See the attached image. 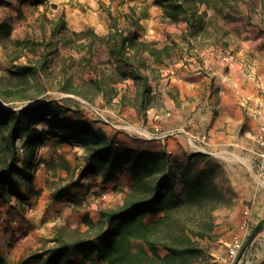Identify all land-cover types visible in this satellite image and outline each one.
Segmentation results:
<instances>
[{
    "label": "trees",
    "instance_id": "1",
    "mask_svg": "<svg viewBox=\"0 0 264 264\" xmlns=\"http://www.w3.org/2000/svg\"><path fill=\"white\" fill-rule=\"evenodd\" d=\"M45 1L32 0L37 4ZM232 1H154L161 6L165 19L187 22V31L182 35L187 49L172 37L159 47L140 40V19L129 13L125 25L110 13L112 29L104 37L93 29L81 33L93 37L91 52L97 39L106 43L109 61L113 62L118 75L116 81L130 77L141 83L140 110H145L152 97V85L143 72L150 66L146 55L157 63H165L184 58L186 51L192 54L199 43L207 40L217 44L226 34V31L221 33V20L228 22L235 18ZM6 2L0 0V5ZM204 5L206 7L202 8ZM210 9L216 12L211 14ZM60 28H66L65 20ZM0 30L9 32L10 28L3 23ZM16 42L18 45L26 43L24 39ZM48 64V57L44 55L40 67L45 70ZM36 66L23 65L13 72L27 85L28 76L36 72ZM96 87L105 90L102 80L96 81ZM33 101L20 109L0 104V221L4 204L11 203L13 198L20 202L28 200L29 195L37 192L33 183V170L41 161L36 159L37 149L50 137L59 142L73 141L85 150L86 163L78 178L71 181L72 186L79 185L94 172H101L105 182L124 172L132 176L123 205L102 209L100 219L90 222L93 229L97 228L94 239L81 238L74 242L56 239L57 245L34 254L30 257L33 261L37 264L103 261L108 264H196L207 259L210 248L207 242L216 237L217 211L234 204L218 182L221 169L217 159L203 152L178 157L166 150L122 146L116 136L96 127L95 121L68 118L60 102ZM38 124H43L44 128L37 129ZM21 147L25 152H21ZM22 183L27 185L28 195L18 191ZM66 189H58L54 199H60ZM73 253L81 254L82 258L74 257ZM0 264H9L3 255H0Z\"/></svg>",
    "mask_w": 264,
    "mask_h": 264
},
{
    "label": "crops",
    "instance_id": "2",
    "mask_svg": "<svg viewBox=\"0 0 264 264\" xmlns=\"http://www.w3.org/2000/svg\"><path fill=\"white\" fill-rule=\"evenodd\" d=\"M142 1L46 0L37 4L32 0H26L22 3L29 6L50 4L65 11L67 27L74 33L93 29L96 34L106 36L112 29L110 13L117 17L110 10L116 7L122 9L121 2L135 10L134 14L128 11L124 13L123 25L127 23V13L140 19L142 29L139 30V39L148 44L163 46L170 41L169 37L177 39L178 35L186 33L188 25L185 21L173 22L180 28L171 29L169 24L158 22L156 12L139 16L134 5ZM10 2L11 0H7L6 3ZM163 19L165 20L164 17ZM118 21L120 23L119 18ZM96 42L107 52L105 42L100 39ZM181 45L186 49V43ZM234 53L237 57L236 62L228 66L217 54L200 60L195 58L188 60L184 56L170 59L165 63H157L147 54L152 61L148 58L150 66L143 72L148 75L152 85V97L159 96L160 103L147 105L145 110H140L142 102L140 97L135 102L127 104L120 101L123 98L122 93L116 95L115 99L120 102L117 111H122L137 130L148 133L157 129L182 127L185 128V132L168 139H152L142 134L118 133L99 122L94 123L96 127L103 128L108 135L116 136V140L122 146L152 151L166 150L168 146L172 150V155L178 157L199 151L197 144L194 145L190 138H198L200 134L207 133L209 137L205 149L208 153L220 158L227 157L223 167L226 184L221 186L232 197L234 204L217 211L216 237L211 240L212 242L209 241L215 245L209 248L207 259L196 264H230L229 246L234 236L245 234L240 224L247 218V213H251L252 226L264 217V184L258 179L255 164V153L259 147L257 141L259 126L264 124V98L258 95L255 82L246 74L248 65L253 63L264 87V37L260 35L247 38ZM201 54L207 55V52L202 50ZM151 67L155 68L152 74ZM122 81L137 84L140 88V82L134 78L128 77ZM106 110L110 111L109 108ZM256 110L260 112L259 117L255 115ZM110 114L116 115L114 111H110ZM66 115L74 119L84 117L78 111H68ZM42 127L44 128V125ZM54 140V137H50L38 147L36 159L46 156ZM66 143L73 146L74 152L78 151L79 154L85 152L73 141ZM44 148L47 150L44 151ZM85 155L84 153V157H81L77 156V153H71L68 156L69 163L66 162L67 166H62L59 157H55L58 163L54 169L50 167L49 161L44 163L43 159H40L38 166L33 170V183L37 192L29 195L28 200L20 202L13 198L11 203L3 205L0 221V255L5 256L9 264H37L30 257L43 251L45 243L48 241L50 243L53 236L61 239L58 235L60 226L56 224L58 215L63 218L64 225L68 224L74 229L90 234L93 230L90 222L96 223L101 217V210L107 206L103 199H111L113 196V200L118 196L125 199L132 183L129 172L117 174L108 182L104 181L101 172H94L84 177L79 185L70 184L78 178L85 165ZM238 156L245 160L239 159ZM54 174L64 177L63 187L67 188L58 200L54 199V193L62 186L56 188L54 184H50L51 180L56 178ZM18 191L29 194L25 183L19 186ZM30 205H36V213L27 212ZM108 206L114 207L112 204ZM95 237L96 234L88 236L83 233L69 242ZM73 256L82 258L78 253H73ZM242 264H264V228Z\"/></svg>",
    "mask_w": 264,
    "mask_h": 264
},
{
    "label": "rangeland",
    "instance_id": "3",
    "mask_svg": "<svg viewBox=\"0 0 264 264\" xmlns=\"http://www.w3.org/2000/svg\"><path fill=\"white\" fill-rule=\"evenodd\" d=\"M123 2L120 3L122 9L116 7L114 10H110L109 8L117 15L122 25L125 23L124 13L126 11L135 13L134 9H131L129 5H124ZM232 2H234L233 14L235 18L228 22L221 20V33L226 31L224 38L217 44L210 40L202 44L199 43L198 49L192 50V54L188 51L185 52L188 60L211 57L216 55L218 50L234 53L235 49L242 45L247 38L260 35L264 37L263 0H233ZM134 7H136L139 16L156 12L159 23L169 24L171 29L173 27L180 28L177 23L174 24L170 20L163 19L161 6L155 5L153 0H143L139 4H135ZM205 7L206 5L202 6V8ZM215 12L216 10L210 9L211 14ZM62 20L66 21L65 11L56 9L50 4L29 6L27 3L23 5L19 0H11L10 3L0 5V25L6 23L10 28L9 32L0 30V104L20 109L32 104L33 100L51 99L60 102L66 112L78 111L82 114L83 106L86 103H92L103 108L109 118L133 126L122 111H117L120 102L115 97L118 93H122L123 98L120 101L127 104L135 102L140 97L138 90L141 88V83L138 88L137 84L116 81L118 75L113 62L109 61L106 49L96 42L94 50L91 52L89 48L93 37L81 32L74 33L67 27V24L66 28H60ZM55 30H57L56 33ZM182 35H178L177 39L181 43H185ZM18 39H24L26 43L18 45L16 42ZM202 50L207 52V55L201 54ZM44 55L48 57L49 61L45 70L40 67ZM146 57L152 61L150 56L146 55ZM23 65H37L36 72L28 76L27 85L21 83L19 77L13 72ZM153 69L155 68L151 67V74ZM100 80L103 81L104 92L96 87V81ZM159 103V96L158 98H149L148 105ZM105 106L110 111H114L116 115H111ZM42 126L43 124H38L37 129ZM46 150L47 148L44 151ZM71 153H77V156L84 157L85 152L79 154L78 151L74 152L73 146L71 147L70 144L54 140V143L50 144L46 156H41L40 159H43L44 163L49 161L50 167L54 169L58 163L55 157H59L62 166H67L66 162L69 163L68 156ZM209 156L219 161L221 169L219 184H226L223 167L227 157L220 158L211 154ZM54 177L56 178L51 180L50 184H54L56 188L63 187L64 177H58L57 174H54ZM113 197L103 199V202L107 203L103 209L120 208L123 205L122 200L125 199H122V196H118L116 200H113ZM108 204H112L114 207H110ZM30 206L34 207V211L27 212L36 213V205ZM56 224L60 226L58 235L64 241H73L83 233L91 236L97 232V228L92 230L90 226L92 232L89 234L74 229L68 224L64 225L60 215L56 218ZM56 239L57 237L53 236L50 243H48L49 241L45 243L43 250L57 245ZM207 243L210 247L215 245L214 242L213 244L209 241Z\"/></svg>",
    "mask_w": 264,
    "mask_h": 264
},
{
    "label": "built area",
    "instance_id": "4",
    "mask_svg": "<svg viewBox=\"0 0 264 264\" xmlns=\"http://www.w3.org/2000/svg\"><path fill=\"white\" fill-rule=\"evenodd\" d=\"M217 56L226 63V65H232L236 62V55L233 52H225V51H218ZM247 76L249 79L253 80L255 82V88L258 93V95L262 98H264V87L262 86V83L257 76V73L255 71V65L253 63L248 65V71ZM84 111L82 112L83 116L87 119L93 120L95 122H99L102 125L108 126L110 129L115 130L117 132H126L131 134H142L145 136H148L149 138H162V139H168L171 136L178 135L180 133L185 132V128L177 127L173 129H167V130H160L157 129L155 132H148L144 133L143 131L137 130L134 126L125 123V122H119L116 120H113L109 118V116L106 114L103 108H101L98 105L92 104V103H86L84 106ZM256 117L260 116V112L258 110L255 111ZM208 134L202 133L198 138H190L191 141L194 143V145L197 146V149L199 151L197 152H203L208 153V150H206V142L208 141ZM257 141L259 144L258 149L255 153V164L257 169V176L260 181V183L264 184V124H260L259 126V133L257 136ZM24 148L21 147V152H23ZM166 151L169 154H172V150L166 146ZM28 212H33L34 207L28 206L27 207ZM247 218L244 222L240 224V227L245 231L244 235H236L233 238L232 243L229 247V262L230 264H237V260L239 257V254L248 238L250 233L252 232V229L254 226H252V219H251V213H247ZM105 264H108L107 262H104Z\"/></svg>",
    "mask_w": 264,
    "mask_h": 264
},
{
    "label": "water",
    "instance_id": "5",
    "mask_svg": "<svg viewBox=\"0 0 264 264\" xmlns=\"http://www.w3.org/2000/svg\"><path fill=\"white\" fill-rule=\"evenodd\" d=\"M264 228V217L261 218L256 225L254 226L252 232L250 233V235L248 236L240 254L237 260V264H242L244 262V260L246 259L247 255H248V251L251 248L252 244L254 243L255 239L257 238V236L260 234V232L263 230Z\"/></svg>",
    "mask_w": 264,
    "mask_h": 264
},
{
    "label": "bare ground",
    "instance_id": "6",
    "mask_svg": "<svg viewBox=\"0 0 264 264\" xmlns=\"http://www.w3.org/2000/svg\"><path fill=\"white\" fill-rule=\"evenodd\" d=\"M238 158H239V159H241V160H245L244 158H242V157H239V156H238Z\"/></svg>",
    "mask_w": 264,
    "mask_h": 264
}]
</instances>
